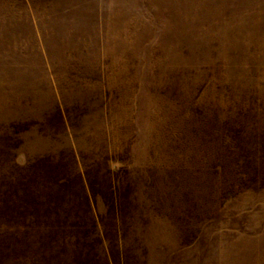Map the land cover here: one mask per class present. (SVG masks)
<instances>
[{
    "label": "rangeland",
    "instance_id": "1",
    "mask_svg": "<svg viewBox=\"0 0 264 264\" xmlns=\"http://www.w3.org/2000/svg\"><path fill=\"white\" fill-rule=\"evenodd\" d=\"M0 264H264V0H0Z\"/></svg>",
    "mask_w": 264,
    "mask_h": 264
}]
</instances>
